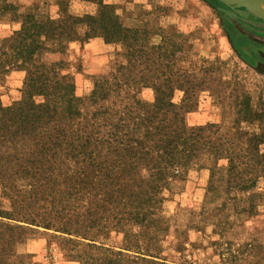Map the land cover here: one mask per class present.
I'll list each match as a JSON object with an SVG mask.
<instances>
[{"label": "rangeland", "instance_id": "obj_1", "mask_svg": "<svg viewBox=\"0 0 264 264\" xmlns=\"http://www.w3.org/2000/svg\"><path fill=\"white\" fill-rule=\"evenodd\" d=\"M3 1L14 8H0V102L6 106L20 99L25 88L26 71L13 60L20 40L19 15L34 13L44 22L48 16H63L64 10L77 16L95 14L98 5L94 0H0V6ZM103 1L114 5L124 26L158 32L150 42L163 44L161 52L174 44L170 56L175 67L205 81L198 85L206 87L194 108L177 119L188 126L214 123L217 136L232 137L238 108L233 89L248 96L252 110L264 106V14L233 0L229 1L242 5L221 0ZM86 31V25H78L76 39L64 44L46 41L49 49L41 50L33 61H62L56 69L58 77L65 76L81 99L90 96L98 75L127 61L123 44L106 43L98 36L87 38ZM167 31L173 35L169 37ZM165 36L169 40L161 43ZM183 95L181 89H175L172 102L182 106ZM139 97L151 101L152 89L141 88ZM31 148L25 142L18 149L19 156L32 159ZM118 158L102 154L93 164V153L68 157L70 168L55 171L60 172L57 178L61 180L64 174L70 179L76 174L81 182L71 184L77 189L67 183L49 184L54 188L51 193L50 188L41 192L40 187L33 188L31 179L12 174L8 184L20 194V211L15 210L9 189L0 183V233L10 236L11 249L6 262L264 264V178L254 189L262 195L247 201L251 192L211 190V170L220 176L226 172L227 162L207 153L177 170L159 172L147 170L143 156L118 169ZM73 160H83L79 166L84 173L73 166ZM115 183L120 191L111 193ZM137 219L145 221L139 224ZM133 239V247H125V240Z\"/></svg>", "mask_w": 264, "mask_h": 264}, {"label": "trees", "instance_id": "obj_2", "mask_svg": "<svg viewBox=\"0 0 264 264\" xmlns=\"http://www.w3.org/2000/svg\"><path fill=\"white\" fill-rule=\"evenodd\" d=\"M93 2L98 5L95 14L77 16L64 10L63 16L56 19L48 16L44 22L37 20L34 13L19 15L22 19L18 31L20 40L14 48L13 60L26 71L25 88L20 99L11 105L0 102V183L12 194L15 210L20 211V194L8 184L12 174L31 179L33 188L40 187L41 192L52 183L70 186L81 182L78 175L68 179L63 174L59 180L60 172L55 174V171L70 168L66 164L68 157L92 153L93 164L99 162L102 154L121 157L116 164L118 169L143 156L146 159H141L146 162L142 165L159 172L184 167L203 152L227 162L224 174L216 176L215 170H211V190L251 192L247 201L262 195L255 194L254 189L264 178V106L260 111L252 110L248 96L242 93L239 97L233 89V100L238 107L234 136H217L214 123L188 126L177 118L194 108L198 94L206 87L198 85L205 81H198L175 67L170 56L174 44L165 46L166 50L161 52L163 44L155 46L150 42L158 32L124 26L113 4L103 0ZM2 3V10L14 9L11 3ZM78 25H86L87 38L98 36L106 43L123 44L127 57L126 63L98 75L90 96L82 99L74 95L73 84L65 76L58 77L56 69L62 61L33 62L41 50L49 49L46 41L64 44L76 39ZM169 32L170 37L173 34ZM161 38V43L169 40L166 36ZM143 87L152 89L151 101L139 97ZM177 88L184 94L182 106L172 102ZM25 142L32 145L28 152L32 159L19 156L18 149ZM73 161V166L84 173L79 166L83 160ZM119 188L115 183L110 192H119ZM137 221L142 224L145 219ZM9 237L4 231L0 233V264H9L6 262L11 256ZM125 243V247H133L136 240H125Z\"/></svg>", "mask_w": 264, "mask_h": 264}, {"label": "bare ground", "instance_id": "obj_3", "mask_svg": "<svg viewBox=\"0 0 264 264\" xmlns=\"http://www.w3.org/2000/svg\"><path fill=\"white\" fill-rule=\"evenodd\" d=\"M224 1L227 2L229 5L237 4V3H231L229 0H224ZM233 1H241L243 3H247L248 5H250L254 13L264 14V3L261 1H257V0H233ZM239 5H242V4H239Z\"/></svg>", "mask_w": 264, "mask_h": 264}, {"label": "water", "instance_id": "obj_4", "mask_svg": "<svg viewBox=\"0 0 264 264\" xmlns=\"http://www.w3.org/2000/svg\"><path fill=\"white\" fill-rule=\"evenodd\" d=\"M221 1H223L225 4H228L227 2H225L224 0H221ZM257 1H261V2H263L264 3V0H257ZM236 5H239V4H236Z\"/></svg>", "mask_w": 264, "mask_h": 264}]
</instances>
